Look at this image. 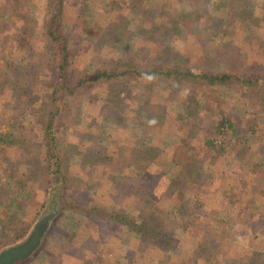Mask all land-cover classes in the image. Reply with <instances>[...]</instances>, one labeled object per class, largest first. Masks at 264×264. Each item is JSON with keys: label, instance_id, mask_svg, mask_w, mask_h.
Instances as JSON below:
<instances>
[{"label": "rangeland", "instance_id": "obj_1", "mask_svg": "<svg viewBox=\"0 0 264 264\" xmlns=\"http://www.w3.org/2000/svg\"><path fill=\"white\" fill-rule=\"evenodd\" d=\"M45 1L0 0V134L20 143L0 142V251L24 242L39 219L53 214L35 252L17 264H182L200 245L207 260L195 264H264L258 88L207 87L171 73L152 82L124 76L112 92L105 83L85 90L64 113L58 136L75 188L71 202L134 216L153 204L176 240L163 249L173 250L62 210L60 180L31 111L45 106L56 77L39 43ZM63 2L62 30L76 69L119 65L129 73L178 63L192 72L248 65L264 71V0ZM180 18V29L173 28ZM23 29L27 45L15 41Z\"/></svg>", "mask_w": 264, "mask_h": 264}, {"label": "trees", "instance_id": "obj_2", "mask_svg": "<svg viewBox=\"0 0 264 264\" xmlns=\"http://www.w3.org/2000/svg\"><path fill=\"white\" fill-rule=\"evenodd\" d=\"M64 0H46L47 15L43 20L40 28L39 43L42 44L43 50L47 52L49 57L48 68L55 74V79L52 83V88L46 91L45 106L31 110L33 115L38 116V123L41 126L43 133V147H45V158L47 164L53 169L52 174L60 180L61 194L60 201L62 210L71 211L74 214L82 213L88 216H94L99 220V223L107 226L126 227L131 232L143 238L146 242L156 245L164 251L173 249H163L172 247L176 244L171 232L165 227L166 222L164 215L160 217L155 209V206L144 208L138 215L134 216L123 210H117L114 207L96 205L94 203H79L71 202L72 196L76 194L68 193L70 190L75 191L69 174L66 172L62 163V155L60 146L62 145L58 131L61 125H64L65 120L69 117L66 112H70L71 107L76 102H80V98L85 95V90L93 88L94 85L108 84L112 92L111 86L118 80V77L131 76L139 78L144 75L152 82L157 78H164L166 74H173L175 80L188 79L195 84L206 85L207 87H222V88H246L252 90L258 88V92H264L261 86H264V71L259 72L252 66L248 65L242 70L241 67L219 70L212 67L197 68V72H192L190 68H182L180 64L175 63L168 66H160L157 69L147 67L145 71L140 72L136 69L122 71L121 66L115 65L108 67L100 65L92 71L85 72L74 67L76 60L75 51L70 48L67 37L63 33L62 20L64 10ZM181 20V21H180ZM183 19H179L173 25V28L180 29ZM180 22V23H179ZM179 24V26H178ZM187 28V27H186ZM17 31L15 41H20L27 45L30 42L28 39L29 32ZM130 78V77H129ZM23 91V89H22ZM21 91V92H22ZM31 94H27L26 98ZM112 99V93L108 92L106 101ZM114 98V96H113ZM68 112V113H69ZM223 121H219L218 127L224 125ZM232 128L233 133H237L235 126L228 125ZM8 135L9 133H5ZM227 134V133H226ZM7 137L0 134V142H8V145H19L17 141H7ZM65 151V150H64ZM79 196V194H78ZM166 216V215H165ZM165 224V225H164ZM2 231V229H1ZM202 245L191 250L187 260L182 264H195L199 260L206 262V249ZM65 251V249H62ZM45 254V253H44ZM199 258V259H198ZM249 263V262H248Z\"/></svg>", "mask_w": 264, "mask_h": 264}, {"label": "water", "instance_id": "obj_3", "mask_svg": "<svg viewBox=\"0 0 264 264\" xmlns=\"http://www.w3.org/2000/svg\"><path fill=\"white\" fill-rule=\"evenodd\" d=\"M52 216L53 214H49L39 219L24 242L0 251V264H17L29 258L39 246Z\"/></svg>", "mask_w": 264, "mask_h": 264}]
</instances>
